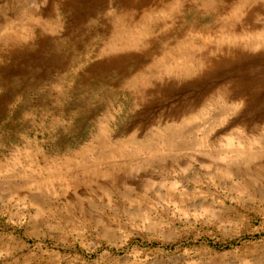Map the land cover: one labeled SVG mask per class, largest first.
Segmentation results:
<instances>
[{"label":"rangeland","instance_id":"1","mask_svg":"<svg viewBox=\"0 0 264 264\" xmlns=\"http://www.w3.org/2000/svg\"><path fill=\"white\" fill-rule=\"evenodd\" d=\"M0 264H264V0H0Z\"/></svg>","mask_w":264,"mask_h":264}]
</instances>
